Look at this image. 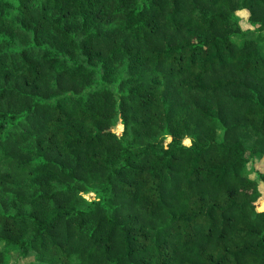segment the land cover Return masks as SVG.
Returning <instances> with one entry per match:
<instances>
[{
    "label": "trees",
    "instance_id": "16d2710c",
    "mask_svg": "<svg viewBox=\"0 0 264 264\" xmlns=\"http://www.w3.org/2000/svg\"><path fill=\"white\" fill-rule=\"evenodd\" d=\"M261 156L264 0H0V264H264Z\"/></svg>",
    "mask_w": 264,
    "mask_h": 264
},
{
    "label": "rangeland",
    "instance_id": "374dc122",
    "mask_svg": "<svg viewBox=\"0 0 264 264\" xmlns=\"http://www.w3.org/2000/svg\"><path fill=\"white\" fill-rule=\"evenodd\" d=\"M239 18H240V23L243 29H246L249 27V23L247 21L248 17V11L243 9L237 12ZM236 41H240L239 37H234ZM114 131L120 132L121 126L118 123L116 126L113 128ZM264 170V156L255 158L253 161L249 162L247 166L245 167V174L250 176L251 178H256L257 177V172ZM260 190H261V197L258 199L256 202V208L258 210H264V185L261 183L259 184ZM4 248V245L2 242H0V249ZM9 252V259L6 264H35V260L33 255H29L27 257H19L16 250L13 248H7Z\"/></svg>",
    "mask_w": 264,
    "mask_h": 264
}]
</instances>
